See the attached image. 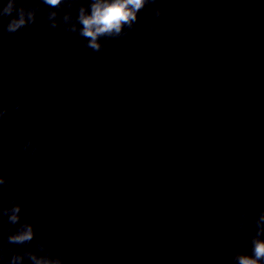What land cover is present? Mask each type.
Instances as JSON below:
<instances>
[{
	"label": "clouds",
	"instance_id": "1",
	"mask_svg": "<svg viewBox=\"0 0 264 264\" xmlns=\"http://www.w3.org/2000/svg\"><path fill=\"white\" fill-rule=\"evenodd\" d=\"M47 8L46 19L48 24L42 27H51L56 29L61 25L70 33H78L86 40V46L93 51L99 52L103 45L101 39L118 38L126 36V30H131L138 22V14L143 11L150 3H156V0H39L30 5L18 3V0H6L0 7V18L9 17L6 25V31L15 33L18 30L27 27L36 22L37 12L42 11L40 4ZM67 8L61 16L60 10ZM75 8L76 15H73L71 9ZM164 13L161 8L154 10V16L159 18ZM59 18V19H58ZM158 27L155 23L153 28ZM17 110L21 108L16 105ZM7 113V108L0 107V119ZM24 151L29 155H34L39 146L34 145L31 139H28L23 145ZM10 183L3 175H0V186ZM22 206L12 199L7 207H0V216H6L7 222L11 225H17L15 233L8 235L7 240L10 244L24 245L30 243L35 238L34 226L21 220ZM248 221L246 211L240 213L238 230L243 231ZM250 248L247 253L237 252L233 256L235 264H264V208L259 210L258 217L255 220V231L248 237ZM38 252L25 250L23 252H13L11 257H6L0 250V261L7 260V264H23L27 258L31 264H65L63 253L53 256L48 250V244L39 242L37 244ZM43 253V254H40ZM73 264H76L75 258ZM99 264H105L101 259Z\"/></svg>",
	"mask_w": 264,
	"mask_h": 264
}]
</instances>
